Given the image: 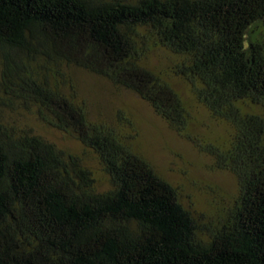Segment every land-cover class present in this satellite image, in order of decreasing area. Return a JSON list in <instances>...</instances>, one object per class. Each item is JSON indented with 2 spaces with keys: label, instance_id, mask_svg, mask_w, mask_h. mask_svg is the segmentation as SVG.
I'll use <instances>...</instances> for the list:
<instances>
[{
  "label": "trees",
  "instance_id": "obj_1",
  "mask_svg": "<svg viewBox=\"0 0 264 264\" xmlns=\"http://www.w3.org/2000/svg\"><path fill=\"white\" fill-rule=\"evenodd\" d=\"M161 50L227 138L192 136L190 107L146 63ZM72 68L134 93L237 179L218 226L134 151L128 116L89 118ZM10 113L80 142L109 187ZM0 264H264V0H0Z\"/></svg>",
  "mask_w": 264,
  "mask_h": 264
},
{
  "label": "rangeland",
  "instance_id": "obj_2",
  "mask_svg": "<svg viewBox=\"0 0 264 264\" xmlns=\"http://www.w3.org/2000/svg\"><path fill=\"white\" fill-rule=\"evenodd\" d=\"M177 61L176 55L161 50L154 52L146 63L152 70L163 74L190 107L194 118L191 134L195 139L227 138L230 128L215 120L196 102L190 85L170 72V67ZM69 73L87 102L89 118L112 123L119 113L128 116L137 131L134 151L150 163L161 179L177 190L181 204L201 223L218 226L237 199V179L227 171L216 169L212 157L181 138L134 93L80 68H72ZM7 120L31 130L61 150L83 158L96 179L98 189L109 187L108 178L98 161L74 138L46 126L31 114L10 113Z\"/></svg>",
  "mask_w": 264,
  "mask_h": 264
}]
</instances>
